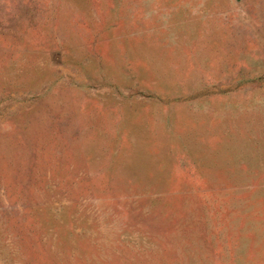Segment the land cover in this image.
Wrapping results in <instances>:
<instances>
[{
  "label": "rangeland",
  "instance_id": "374dc122",
  "mask_svg": "<svg viewBox=\"0 0 264 264\" xmlns=\"http://www.w3.org/2000/svg\"><path fill=\"white\" fill-rule=\"evenodd\" d=\"M0 264H264V0H0Z\"/></svg>",
  "mask_w": 264,
  "mask_h": 264
}]
</instances>
